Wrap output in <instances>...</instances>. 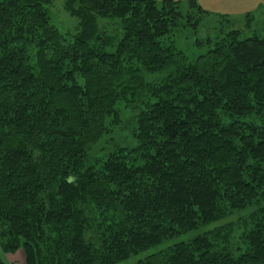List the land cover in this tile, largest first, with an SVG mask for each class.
Returning <instances> with one entry per match:
<instances>
[{"label": "trees", "instance_id": "1", "mask_svg": "<svg viewBox=\"0 0 264 264\" xmlns=\"http://www.w3.org/2000/svg\"><path fill=\"white\" fill-rule=\"evenodd\" d=\"M53 2L0 0V249L119 264L252 208L237 255L215 229L137 264H264V35L231 30L191 60L165 38L196 28L198 0H63L71 40ZM122 108L135 145L97 149Z\"/></svg>", "mask_w": 264, "mask_h": 264}, {"label": "rangeland", "instance_id": "2", "mask_svg": "<svg viewBox=\"0 0 264 264\" xmlns=\"http://www.w3.org/2000/svg\"><path fill=\"white\" fill-rule=\"evenodd\" d=\"M163 0H158V5L162 4ZM186 2L187 0H177ZM199 4L205 10L201 22L194 28L191 25L179 26L167 36L165 39L172 42L177 49L184 52L188 58L196 59L199 55L205 54L211 48L209 40L216 41L224 37L228 32L234 29L241 30L242 38L251 37L254 34L264 35V0H198ZM52 24L66 36L67 39H72V36L77 32L79 23L76 17L71 16L64 8L63 0H54L49 7ZM248 13L255 16L254 24L251 28L246 27L245 17ZM101 30L107 31L109 34L118 35L121 37L122 29L120 19L118 18H100L98 20ZM110 51L114 47L109 48ZM123 111L125 110L122 108ZM122 126L113 129L97 149L101 146H110L109 149L120 144L128 147H133L132 132L133 126L130 123L129 116L124 111ZM252 208L236 211L229 214L223 219L213 222L205 227L182 234L177 238L165 241L161 245L149 249L147 252L141 253L138 256L119 264H137V261L145 258V256L156 253L174 243L188 241L199 234L207 231L219 229L221 237L230 236L232 248L230 251L234 254H239L247 249V245L241 239L243 230L245 229L244 218L249 214ZM0 255L7 264H24L25 256L22 250L15 254L4 253L0 249Z\"/></svg>", "mask_w": 264, "mask_h": 264}]
</instances>
